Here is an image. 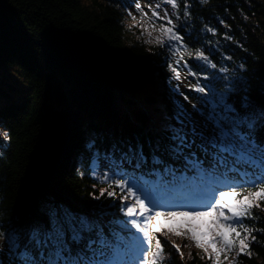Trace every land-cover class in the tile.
Segmentation results:
<instances>
[{"label": "trees", "instance_id": "16d2710c", "mask_svg": "<svg viewBox=\"0 0 264 264\" xmlns=\"http://www.w3.org/2000/svg\"><path fill=\"white\" fill-rule=\"evenodd\" d=\"M243 2L178 0L177 9L178 30L188 51H204L217 68L200 67L203 62L194 56L188 60L197 72L210 76L221 64L214 48L221 36L219 21L230 24L229 34L237 42H230L232 54L240 66L223 89L242 115L245 96L264 105V0L250 8L258 25L241 34L238 11L251 14ZM133 3L0 0V128L9 134L7 140L0 137V220L5 227L9 222L47 224L54 207L80 214L103 210L107 215L98 218L104 224L112 214L122 217L121 201L100 195L108 185L91 175L86 145L94 139L98 148L106 149L116 141L154 136L172 115L174 101L179 102L171 88V53L166 45L149 44L134 33L127 13ZM210 82L216 88L222 85L219 79ZM251 134L264 136L260 127ZM259 204L244 221L256 237L249 245L251 256H237L234 250L226 259L233 264H264V233L259 231L264 229V202ZM169 228L178 229H163ZM187 228L175 236L182 256L165 235L156 234L164 248L162 264H212L182 234Z\"/></svg>", "mask_w": 264, "mask_h": 264}, {"label": "snow or ice", "instance_id": "6c2138e0", "mask_svg": "<svg viewBox=\"0 0 264 264\" xmlns=\"http://www.w3.org/2000/svg\"><path fill=\"white\" fill-rule=\"evenodd\" d=\"M167 6L174 14L179 7L177 0H159L155 7L148 5L149 16L134 2L142 13L141 20L148 21L151 29L147 43L167 45L168 51L178 56L177 67L168 65L174 79L181 80V61L187 75L197 78L188 87L203 94L200 106L191 105L189 111L174 101L172 115L154 136L116 141L106 149L98 148L94 139L89 141L90 173L108 185L101 189V196L121 201L122 217L112 214L113 219L104 224L98 218L107 215L103 210L80 214L54 207L48 212L47 224L16 226L9 222L5 227L0 220V240L4 242L0 264H162L164 248L156 234L181 232L165 231L154 221L175 216L212 218L200 235L198 226L191 224L182 233L212 264H224L221 254L227 259L234 250L237 256H251L249 245L256 237L244 221L252 217L253 207L264 202V136L254 137L251 129L260 127L264 132V105H256L245 96L242 115L225 92L200 84L202 73L193 70L185 53L203 62L200 67L215 69L217 65L202 50L187 51ZM184 16L190 17L187 4ZM175 18L179 20V15ZM153 32L159 34L153 38ZM172 92L189 99L179 91V85ZM3 137L7 140L9 134L4 132ZM101 168L106 170L101 173ZM259 231L264 233V229ZM201 235L211 238L201 239ZM172 246L183 255L179 245Z\"/></svg>", "mask_w": 264, "mask_h": 264}, {"label": "rangeland", "instance_id": "374dc122", "mask_svg": "<svg viewBox=\"0 0 264 264\" xmlns=\"http://www.w3.org/2000/svg\"><path fill=\"white\" fill-rule=\"evenodd\" d=\"M254 1H258V0H244L243 4L245 5L246 9H252L253 7V3ZM134 2H139L143 8V10L145 12L148 13L149 16H151V10L149 9L148 5L151 4L152 7H155L156 3L159 2V0H134ZM178 3V0H177ZM163 7V6H162ZM168 7V12L170 15H173V19L174 21L177 23L178 20H176L175 18V14H178V10H175V14H174V10L171 8V6H167ZM249 12H251V14H249L245 9H239L238 11V19L237 20V26L236 29L241 33L244 34L246 32V30L248 29H252L253 25H258V23H256V19L257 17L254 16L251 10ZM128 13V24L130 27H133L134 29V33L139 32L142 34V36L145 38V40L147 41L149 39L148 35H147V31H150L151 29L149 28V24L148 21L146 20H141V16L142 13L137 10L134 7V3L132 4V6L127 10ZM161 15H163V11L161 10ZM133 17H135V19H133ZM219 25L221 29V36L220 38L217 40L216 43H214V48L218 49L219 53V58L221 59V64L219 66L218 72L215 73L214 75L210 76L207 74L202 73V75L199 76V82L201 85H205V84H209L211 86H214L212 84V82H210V80L212 79H219V81L222 82L221 87L216 88L217 91L219 92H224L223 87H229L230 84L233 82L234 78L238 75V66L239 62L236 61V56H234L232 54L233 51V44L237 45V42L234 41V38L231 34V26L230 24L226 21V20H220L219 21ZM242 23V24H239ZM158 26V25H157ZM230 32V34H229ZM158 32H153V38L158 35ZM230 42H234L233 44L230 45ZM155 44V43H153ZM219 45H223L225 47V49H221L219 47ZM167 46V45H166ZM168 49V46H167ZM182 51H184V49H182ZM188 51V49H187ZM171 53V52H170ZM185 60L188 62V64L193 68L194 71H196L194 68H198L197 66L194 65V63L190 62L191 60L190 57L185 53ZM178 59V56L171 53V61H172V65L174 67H177V65L175 64V61ZM201 62V61H198ZM179 67L180 70V74H181V80L177 81L176 79H174L173 77V81H172V87L171 88H175L177 85H179V91L182 92L184 95L188 96V100L185 101L183 99V96L179 95V93H176L177 95V99L180 103H183L185 105V107L189 110L192 111V107L191 105H196L197 107L200 106L201 101H200V96H202L203 94L201 93H197L194 90H191L190 87H188V85L190 83L194 84L196 83L197 78L196 77H192L187 75V70L183 67V61H181V64ZM217 68V67H216ZM221 68H226L227 71L226 72H221L220 69ZM207 76V79H205L204 77ZM210 94V93H209ZM3 133L4 131L0 128V137H3ZM189 175H191V173H189ZM182 210H186V209H182ZM212 218L208 217V216H203V217H197L196 219H192L190 216L186 217V216H175L172 218H165V217H160L159 219L155 220L154 223L156 224L157 227H161L162 225L169 227L171 225V227H177L178 229H175L176 231H181L186 225L189 226L191 225H196L197 227V234L200 235L201 233L207 231L209 222ZM165 221V222H164ZM166 227H163L164 229ZM162 228V229H163ZM176 234L174 233H169L168 235L165 236V238L167 239V241L173 245H179L181 246V242L178 241V239L175 237ZM211 237L209 236H202L201 235V239H210ZM0 246H3V240H0ZM192 248H194L196 251H200V248H197L195 245V242L192 243ZM202 250V249H201ZM203 251V250H202ZM221 260L225 261L224 264H229L230 261H227L225 259L224 254H221ZM232 262V261H231ZM233 264V262H232Z\"/></svg>", "mask_w": 264, "mask_h": 264}]
</instances>
